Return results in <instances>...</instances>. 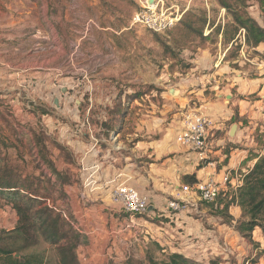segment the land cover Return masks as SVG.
I'll list each match as a JSON object with an SVG mask.
<instances>
[{
  "label": "rangeland",
  "instance_id": "1",
  "mask_svg": "<svg viewBox=\"0 0 264 264\" xmlns=\"http://www.w3.org/2000/svg\"><path fill=\"white\" fill-rule=\"evenodd\" d=\"M141 1L146 0H0V158L18 167L19 172L27 177L26 184L32 182L33 189L47 199L46 203L62 211L66 224L79 235L76 253L81 264H152L150 257L163 263L169 252L164 253L152 243L147 254L150 241H159L157 227L168 219L151 218L152 215L145 214L133 221L115 203L114 208H106L89 192L76 157L72 161L63 138L56 133L66 123H71L73 112L84 113L86 103H89L82 100V84L89 79L85 77L81 54L87 42H81L80 37L85 32H105V29H100L103 27L122 31L118 41L122 48L132 47L140 69L152 72L156 81L161 78L167 82L165 86L155 83L137 89L139 98L144 91L154 90L155 96L151 100L155 116H161L163 105L167 104V99L160 95L161 91L187 79L195 70L197 77L207 76L205 79L209 80L216 64L222 61L231 67L234 75L241 73L247 79L259 76L257 66L251 63L259 56L253 48L245 45V31L239 32L236 43L230 42L233 16L223 7L221 0H153L151 3L148 0L150 4L158 3L168 15L178 17L176 24L164 33L132 26L134 14L142 9ZM224 1L232 9H244L264 27V13L258 0ZM69 38H77L79 48L73 59L65 63L61 54L64 50L60 46ZM204 54L211 56L215 64L201 67ZM18 58L25 64L24 71L22 69L19 74ZM17 80H20V85ZM45 83L53 86L47 87ZM214 84V78L207 82V95L214 94ZM93 90L95 94L105 95L112 88L94 87L91 88ZM54 97L60 99L59 104L54 102ZM140 103L143 109L149 105L148 101ZM129 106L127 103L119 104L118 99L113 98L112 102H95L91 112L112 116L125 109L129 112ZM138 108L140 106L136 105L133 111ZM249 122H244L248 133L241 141L233 143L234 148L248 151L244 164L264 152L259 141V135L264 132V117ZM132 125H135L134 121L130 120L128 127ZM95 126L98 127L96 123ZM236 137L238 132L232 136ZM50 155L58 162L61 159L72 161L73 166H63L61 171L54 172L56 179H49L39 166L42 162L49 169L47 161ZM38 157H41V162H38ZM182 182L185 183L184 180ZM103 189L101 187L97 191ZM84 210L90 216H79ZM15 213L10 205L0 200V231L16 225L18 216ZM255 231L252 240L242 236L238 239L244 246L237 248L241 260H237L236 253H231L228 258L232 264H264V255H261L264 247L258 240L263 235ZM44 249L52 264H56L50 246L39 247V250ZM33 250L35 248L30 251ZM213 257L216 259H211L214 263L222 261L220 257ZM255 260L257 262L253 263ZM200 261L210 264L208 260Z\"/></svg>",
  "mask_w": 264,
  "mask_h": 264
},
{
  "label": "crops",
  "instance_id": "2",
  "mask_svg": "<svg viewBox=\"0 0 264 264\" xmlns=\"http://www.w3.org/2000/svg\"><path fill=\"white\" fill-rule=\"evenodd\" d=\"M100 29L106 31L92 34L85 32L79 39L87 42L81 52L85 77L89 79L82 84V100L89 101L86 111L73 112L71 123H66L63 129L55 126L57 135L63 138L71 153L72 161L76 157L77 164L82 168L85 186L106 208H114L110 195L112 188L126 182L141 193L151 195L154 203L153 212L148 214L152 215L151 218L168 219L157 227L156 235L160 242L163 241L162 245L199 261L208 260L210 264L211 259L216 260L213 256L221 258L218 264H232L228 258L231 253H236L240 261L237 248L244 246L240 245L238 239L242 237L236 230V223L241 216L238 205L230 207L234 220L227 224L220 216L214 215L207 204L195 202L188 211L172 214L166 203L168 198L178 196L186 175H195L198 182L209 178L222 181L227 173L242 176L253 167L256 160L244 164L248 151L234 148L233 143L241 141L248 133L244 125L246 120L253 123L264 117V43L256 49L262 59L256 57L251 61L257 66L259 76L247 79L241 73L234 75L230 66L219 61L214 73L209 76V80L214 78L216 82L214 94L207 95L206 84L209 80L205 79L207 76L197 77L195 70L187 79L161 91L160 95L167 99V104L163 105L161 116H155L151 100L155 96L154 90L144 91L139 98L137 89L155 83L165 86L167 82L161 78L158 82L159 79L156 81L152 72H143L142 67L140 69L132 47L122 48L119 42L122 31L105 27ZM77 40L69 38L65 44L59 45L64 50L61 54L65 63L78 52ZM201 61V67L215 64L212 57L206 54ZM17 62L19 74L22 69L24 71L25 64L19 58ZM149 70H152L151 67ZM45 84L47 87L53 86L52 83ZM94 87L112 88V91L108 90L105 95L95 94L94 90L91 91ZM251 94L255 97L251 98ZM113 98H117L119 104H129V112L125 109L112 116L106 113L92 114L95 102H112ZM53 100L59 104L58 97ZM140 101H148L149 105L146 104L143 109ZM78 102L81 103L80 100ZM136 105L140 108L133 111ZM194 112L208 116L212 122L203 156L176 139L185 123L186 113ZM130 120L135 124L131 128L128 127ZM235 122L238 125V137L234 139L230 129ZM41 161V157H38V162ZM71 162L62 159L58 162L50 155L47 161L49 169L42 162L39 167L54 180V172L61 171L63 166H73ZM241 176L238 179L240 183L243 182ZM101 187L103 191H97ZM227 192L233 193L225 189L222 195ZM85 211L79 216H90ZM15 219L17 221V217ZM257 231L259 229L255 233ZM259 232L262 233L261 229ZM258 240L264 247V237ZM225 244L229 245V250L224 249Z\"/></svg>",
  "mask_w": 264,
  "mask_h": 264
},
{
  "label": "trees",
  "instance_id": "3",
  "mask_svg": "<svg viewBox=\"0 0 264 264\" xmlns=\"http://www.w3.org/2000/svg\"><path fill=\"white\" fill-rule=\"evenodd\" d=\"M220 2L233 16L230 42L236 43L239 32L244 30L245 45L256 51L264 43V27L244 9H232L226 1ZM258 2L264 13V0ZM259 141L264 146V132L259 135ZM254 159L256 162L244 173L243 184L236 195L227 192L224 196L221 194L215 202L207 203L215 215L222 217L227 224L233 223L234 218L229 210L232 205L237 204L242 218L237 221L236 230L243 238L250 240L257 228L261 229L264 237V152L256 155ZM0 163V200L10 205L18 216L12 229L0 231V264H52V259L46 255V249L39 250L42 245L50 246L56 264H81L76 253L79 235L66 224L62 211L46 203L47 199L33 189L32 182L26 184L27 177L19 172L18 167L9 165L1 158ZM45 175L51 179L46 173ZM184 181L185 184L193 185L198 179L195 175H186ZM152 243L157 244L164 253L169 252L168 255L164 254L166 259L163 263L150 257L152 264H206L172 251L154 239L147 246V254ZM32 248L35 250L30 251ZM261 255H264V250ZM261 255H257L258 258ZM210 262L218 264L212 260ZM256 262L257 260L253 263Z\"/></svg>",
  "mask_w": 264,
  "mask_h": 264
},
{
  "label": "built area",
  "instance_id": "4",
  "mask_svg": "<svg viewBox=\"0 0 264 264\" xmlns=\"http://www.w3.org/2000/svg\"><path fill=\"white\" fill-rule=\"evenodd\" d=\"M142 9L136 12L132 18V26H141L155 33H164L173 27L178 21V17L168 15L164 8H160L158 3L150 4L148 0L141 1ZM211 119L201 113H188L185 123L179 130L177 141L187 145L192 150L201 152L208 143L209 130L211 129ZM241 175L227 173L222 181L209 178L199 181L196 184H182L177 197L168 198L166 206L172 214L188 211L190 205L195 202H215L225 189L232 190L236 195L243 182L238 181ZM243 176V175H242ZM241 176V181L243 177ZM229 186V188H228ZM113 203L122 207L134 221L137 216L150 214V207L154 203L151 195L141 193L137 188L128 183H119L113 187L111 192ZM194 199V200H193ZM237 205V204H236ZM229 245L225 244L224 249L229 250ZM247 264H250L247 262Z\"/></svg>",
  "mask_w": 264,
  "mask_h": 264
},
{
  "label": "water",
  "instance_id": "5",
  "mask_svg": "<svg viewBox=\"0 0 264 264\" xmlns=\"http://www.w3.org/2000/svg\"><path fill=\"white\" fill-rule=\"evenodd\" d=\"M152 1H150L151 3ZM237 128H238V125L236 123H234L232 126H231V129H230V135L231 136H234L235 133L237 132ZM153 210V206L150 207V210L149 211H152Z\"/></svg>",
  "mask_w": 264,
  "mask_h": 264
},
{
  "label": "bare ground",
  "instance_id": "6",
  "mask_svg": "<svg viewBox=\"0 0 264 264\" xmlns=\"http://www.w3.org/2000/svg\"><path fill=\"white\" fill-rule=\"evenodd\" d=\"M153 2V0H151Z\"/></svg>",
  "mask_w": 264,
  "mask_h": 264
}]
</instances>
